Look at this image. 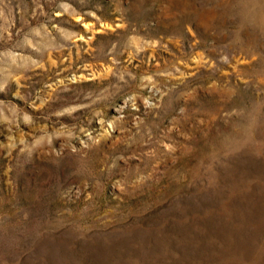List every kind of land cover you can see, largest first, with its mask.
I'll return each instance as SVG.
<instances>
[{
	"label": "rangeland",
	"instance_id": "374dc122",
	"mask_svg": "<svg viewBox=\"0 0 264 264\" xmlns=\"http://www.w3.org/2000/svg\"><path fill=\"white\" fill-rule=\"evenodd\" d=\"M220 1L0 0V264H264V11Z\"/></svg>",
	"mask_w": 264,
	"mask_h": 264
},
{
	"label": "bare ground",
	"instance_id": "6f19581e",
	"mask_svg": "<svg viewBox=\"0 0 264 264\" xmlns=\"http://www.w3.org/2000/svg\"><path fill=\"white\" fill-rule=\"evenodd\" d=\"M222 1L225 0H221L220 4L222 5ZM232 2L235 6V3L237 6H235L237 9L239 8L242 12H248L251 13L250 11H253L252 14H259L263 13L264 11V1L263 0H229V2ZM232 4V5H233ZM238 9V10H239ZM202 14H198V16L200 17V21L203 22L202 20L204 19ZM257 18V17H256ZM255 18V19H256ZM251 20V19H250ZM258 21V20H257ZM258 23V22H257ZM254 38V37H253ZM250 41V40H249ZM254 41V40H253ZM251 42V41H250Z\"/></svg>",
	"mask_w": 264,
	"mask_h": 264
}]
</instances>
